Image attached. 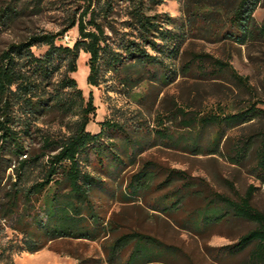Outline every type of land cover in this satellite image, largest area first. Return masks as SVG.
Wrapping results in <instances>:
<instances>
[{
  "label": "rangeland",
  "instance_id": "rangeland-1",
  "mask_svg": "<svg viewBox=\"0 0 264 264\" xmlns=\"http://www.w3.org/2000/svg\"><path fill=\"white\" fill-rule=\"evenodd\" d=\"M254 1L257 6L249 33L245 42L239 43L223 36L236 0H144L146 13L157 16L162 28H177L185 33L178 57L170 60L163 56L167 66L177 72L174 81L168 84L145 75L142 67L130 60L133 71L144 74L135 86H123L112 73L106 75L100 86H92L87 82L90 55L80 52L78 72L72 76L86 98L93 92L96 106L87 129L99 132L104 120L123 123L133 139L142 141L143 149L138 150L135 164L128 165L116 177L107 178L114 192L93 190L92 198L99 214L108 222L110 236L95 241L59 238L34 253L12 251L13 264H110L107 260L109 243L114 235L127 231H140L172 246L163 261L154 264H240L247 257L254 244L232 256L221 254L220 248L236 242L256 223L233 214L215 195L238 200L253 186L251 204L264 211V178L256 168L257 146L264 131V31L261 30L264 0ZM101 5L99 2L93 5L98 14ZM131 5L129 0H113L112 10L103 21L105 32L117 44L122 39L133 38L129 28ZM5 6L11 9L5 23L0 21V51L33 33H56L65 28L68 30L56 43L72 46L79 32L71 23L85 10L86 1L0 0V9ZM89 18L90 13L85 19ZM110 26L116 28V33H112ZM47 48L46 45L35 46L33 52L43 56ZM196 54H208L227 66L213 71L216 66L209 63L212 60L203 61L201 66ZM203 68L208 72H202ZM59 78L60 73H56L54 81ZM253 103L263 109L261 114L226 130L216 153L210 151L215 126L201 129L200 153L188 149L185 141L167 145L158 136L157 130L163 128L174 136L189 135L191 128L184 125V112L236 113ZM76 120L77 116L44 114L36 123L40 129L33 128L27 140L31 156L41 154L43 134L61 137ZM242 145L247 146L245 151H239ZM146 161L152 162L150 188L138 200L125 202L124 187L130 175ZM172 168L187 172L191 181L187 189H183L184 180L177 176L165 183L168 170ZM11 172L9 168L5 175ZM41 174L40 163H33L24 177L25 182L36 180ZM165 195L177 197V206L168 211L157 207L158 200ZM218 210L228 212L222 219L210 218L206 225L198 227L203 212ZM21 236L0 218V252L9 241L15 244ZM0 264L10 263L0 260Z\"/></svg>",
  "mask_w": 264,
  "mask_h": 264
},
{
  "label": "trees",
  "instance_id": "trees-1",
  "mask_svg": "<svg viewBox=\"0 0 264 264\" xmlns=\"http://www.w3.org/2000/svg\"><path fill=\"white\" fill-rule=\"evenodd\" d=\"M85 1V10L71 23V27L77 26L79 32V38L72 46L56 43L57 38L68 30L65 28L56 33H33L0 51V218L5 220L6 226L22 234L15 244L9 241L1 248L0 260L10 264H13L10 261L12 251L34 253L59 238L95 241L110 236L108 222L99 214L92 198L93 190L100 188L114 192L107 178L116 177L128 165L135 164L138 150L143 149L142 141L133 139L123 123L104 120L99 132L92 133L87 129L95 116L96 106L93 92L86 98L72 76L78 72L80 52L90 55L87 82L92 86H100L108 73L128 87L135 86L144 74L167 84L176 77L177 72L167 66L163 56L170 60L178 57L184 32L177 28H162L157 16L146 13L144 0H129L132 3L129 28L133 38L122 39L117 44L105 32L103 22L112 10L113 0ZM96 2L102 3L100 14L93 8ZM256 6L254 0H236L223 36L244 43ZM10 9V6L0 9L2 23L10 15ZM88 13L90 18L86 20ZM110 30L112 33L117 31L114 26H110ZM261 30L264 31V22ZM128 34L130 32L124 35ZM43 45L48 46L43 56L36 55L33 47ZM195 56L201 66L203 61L211 59L209 63L216 66L213 71L227 66L208 54ZM130 60L140 65L144 74L133 71ZM202 72L208 71L203 68ZM56 73H60V78L54 81ZM260 111L263 109L253 103L236 113L184 112V125L191 128L189 135L174 136L165 128L157 132L167 145L185 141L188 149L200 153L201 129L215 126L217 130L210 151L216 153L226 130L233 124L252 120L257 113L261 114ZM47 113L77 116V120L61 137L42 133L41 154L31 156L27 140L32 136L33 128L40 129L36 123ZM260 136L256 168L264 178V131ZM246 147L242 145L239 151H245ZM33 163L42 166L41 177L26 183L24 177ZM151 164V161L144 162L130 175L124 187L125 202L138 200L150 188ZM9 168L12 172L6 176L5 171ZM174 176L184 180L183 189L190 186L187 172L176 168L168 170L165 183ZM252 189L253 186L238 200L215 195L233 214L256 223L236 242L220 248L221 254L232 256L254 244L240 264H264V211L251 204ZM177 204V197L165 195L158 200L157 207L168 211ZM227 212L218 210L208 215L203 212L198 227L206 225L210 218L222 219ZM171 248L140 231L121 232L109 243L107 260L110 264H154L162 262L167 249Z\"/></svg>",
  "mask_w": 264,
  "mask_h": 264
}]
</instances>
